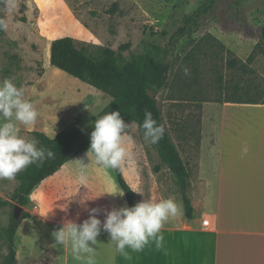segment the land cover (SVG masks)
<instances>
[{
	"label": "rangeland",
	"instance_id": "obj_1",
	"mask_svg": "<svg viewBox=\"0 0 264 264\" xmlns=\"http://www.w3.org/2000/svg\"><path fill=\"white\" fill-rule=\"evenodd\" d=\"M202 1L17 0L18 7L12 13L6 12L3 4L0 15L9 21V28L0 31V81L11 78L17 86H23L27 99L40 113L34 126H19L20 135L26 139L34 137L32 132L47 135L48 125H52L49 128H53L54 135L65 129L88 128L112 102L113 87L96 89L50 65V45L55 39L72 37L78 49L96 58L101 57L103 49L110 48L118 68L165 61L170 65L168 80L152 94L178 151H198L199 144L200 173L210 184L211 198L216 193L221 107L204 106L198 132L200 108L186 101L263 100L264 43L260 37L264 0H216L214 7L200 17L197 11ZM193 19H198L199 27L191 26L184 37L173 39L176 30ZM127 44L128 48L120 49ZM185 67L190 69L189 76L184 74ZM67 79L81 83L73 89L78 95L75 101L70 98L72 91L63 86ZM55 82L59 85L51 90ZM65 112H75L74 119L68 122ZM124 121L136 125L131 132L135 139L130 146L133 160L122 173L131 189L142 194L134 192L138 200L145 193L140 183L143 180L149 185L147 191L157 197L155 200L159 199V190L151 185L152 181L164 182L166 197L181 194L178 181L166 170L158 150L144 142L136 117L131 115ZM89 148L67 164L68 168L76 167L72 178L60 177L58 171L29 195L28 206L22 207L17 217L22 222L14 239L16 260L12 263L5 231L16 219L19 204L12 197L22 183L17 179L0 180V264H51L54 257L56 264H82L73 258L70 246L55 245L52 236L70 217L64 212L69 191L74 195L77 185L91 186V180H98L107 194L121 192L113 170L97 167L94 158L91 162L87 158ZM76 160H83L87 167L73 162ZM93 188L101 190L95 183ZM118 197L126 203L124 196ZM183 214L186 216L185 209ZM23 215L28 217L24 219ZM93 247H101L99 240ZM106 259L104 264H114L111 256ZM94 261H101L96 253Z\"/></svg>",
	"mask_w": 264,
	"mask_h": 264
},
{
	"label": "crops",
	"instance_id": "obj_2",
	"mask_svg": "<svg viewBox=\"0 0 264 264\" xmlns=\"http://www.w3.org/2000/svg\"><path fill=\"white\" fill-rule=\"evenodd\" d=\"M52 85L51 90H55L59 84L55 82ZM79 85L81 86V83L71 79H67L63 85L72 91L70 98L73 101L78 96H75L73 89ZM186 103L200 108L198 132L201 131L204 106L216 104L221 107L215 195L210 198L208 193L210 184L200 173L199 144L198 151L184 153L179 151L188 173L187 196L193 207L192 219L183 214L185 208L182 193L172 196L181 206L183 204V207L181 212L170 218L162 228L164 239L160 247H157L156 241L153 240L143 251L133 252L129 249L128 255L124 256L110 244L108 233L102 231L97 238L101 247H96V255L101 260L99 264L106 263L108 256L112 257L114 264H264V98L255 103L235 101H186ZM74 114L75 112L66 113L64 117L69 122L74 119ZM51 126H47L49 134H46L54 139L57 134H53V128H49ZM244 145L249 148L247 155L242 154ZM185 157L190 165L187 164ZM67 166L66 164L59 170L60 177L72 178L71 173L77 172L76 167ZM166 168L169 170L167 166ZM161 172L163 170L159 174ZM87 178H90V175ZM97 181L91 180L99 186L100 191L93 188V183L91 186L77 185L74 195L71 194V190L69 191L64 212L70 217L66 221L83 223L89 218L91 208L111 211L113 208L128 206L126 200V203H122L118 196L110 197L109 193L104 192L103 184ZM140 183L145 193L140 200L136 196L138 203L144 199L158 202L170 198L162 191L166 186L164 182L152 181L151 185L159 190L157 200H155L157 197L147 191L148 183L144 180ZM83 201L86 202L82 203ZM97 218L104 221L103 211ZM206 219H210L211 227H203L202 222ZM51 264H56V257L51 260Z\"/></svg>",
	"mask_w": 264,
	"mask_h": 264
},
{
	"label": "clouds",
	"instance_id": "obj_3",
	"mask_svg": "<svg viewBox=\"0 0 264 264\" xmlns=\"http://www.w3.org/2000/svg\"><path fill=\"white\" fill-rule=\"evenodd\" d=\"M5 10L12 13L17 7V0H0ZM9 21L0 17V31H7ZM184 74L189 76L190 69L184 68ZM40 113L34 103L27 99L26 89L17 86L13 79L0 81V180L13 181L18 174L33 164H42L46 159H53L54 153L49 149L38 147V141L33 137L26 139L20 135L19 126H34ZM94 130L90 135V148L86 153L90 160L94 158L97 167L123 171L126 164H131L133 153L130 146L135 143L131 132L136 125L125 123L119 111L108 112L96 119ZM143 139L148 145L158 144L165 135V127L158 124L150 111H145ZM249 148L242 147V154L247 155ZM83 167V160H76ZM133 192L141 194L137 190ZM108 195L124 196L123 192H112ZM142 195V194H141ZM88 201V200H86ZM83 201L82 203H85ZM182 206L172 197L158 202L144 199L134 206H124L107 209H89V218L83 223L66 221L62 227L53 231L55 245L71 248L73 258L82 264H95L97 238L101 232L108 233L110 244L121 255L127 256L128 251L141 252L151 242L156 241L160 247L164 237L162 228L172 217H176ZM105 215L102 222L98 215Z\"/></svg>",
	"mask_w": 264,
	"mask_h": 264
},
{
	"label": "trees",
	"instance_id": "obj_4",
	"mask_svg": "<svg viewBox=\"0 0 264 264\" xmlns=\"http://www.w3.org/2000/svg\"><path fill=\"white\" fill-rule=\"evenodd\" d=\"M202 2L197 11L200 17L214 7L216 0H203ZM2 6L3 4L0 3V9ZM0 17L2 16L0 15ZM191 26L198 28V19H193L191 23H183L174 33L173 39L184 37ZM260 38L261 42L264 43V26ZM128 47L129 44L122 45L120 49L123 50ZM115 61V52L112 49H103L101 57L96 58L89 55L85 49H78L75 39L69 36L57 38L50 45V65L53 68L99 90L113 87L110 93L112 102L99 114L97 119L108 112L119 111L124 120L134 115L140 126L143 123L145 111H150L157 123L165 127L163 139L158 144L151 146L158 150L163 163L178 181L186 217L192 219L193 207L187 196L188 173L179 151L167 131L158 101L152 94L161 90L166 84L170 65L168 62L162 61L156 64L146 62L137 66L129 65L118 68ZM93 125L85 129L63 131L54 139L49 138L44 133L32 132L39 142V147L49 149L55 155L53 159H46L42 164H33L18 174L16 179L21 181L22 185L14 193L12 200L23 208L27 207L29 204L28 197L35 187L53 176L63 166L71 162L75 156L90 147ZM113 172L120 190L124 193L128 207L134 206L138 203L136 195L126 182L122 171L113 170ZM27 217L28 215H23L22 218ZM21 222V218L12 220L5 231V238L9 243L10 263L16 260L14 239Z\"/></svg>",
	"mask_w": 264,
	"mask_h": 264
},
{
	"label": "built area",
	"instance_id": "obj_5",
	"mask_svg": "<svg viewBox=\"0 0 264 264\" xmlns=\"http://www.w3.org/2000/svg\"><path fill=\"white\" fill-rule=\"evenodd\" d=\"M202 225H203V227H211L212 226L210 219L203 220Z\"/></svg>",
	"mask_w": 264,
	"mask_h": 264
},
{
	"label": "water",
	"instance_id": "obj_6",
	"mask_svg": "<svg viewBox=\"0 0 264 264\" xmlns=\"http://www.w3.org/2000/svg\"><path fill=\"white\" fill-rule=\"evenodd\" d=\"M21 211H22V207L21 206L16 207V209H15V217H16V219H18L17 217H19Z\"/></svg>",
	"mask_w": 264,
	"mask_h": 264
}]
</instances>
